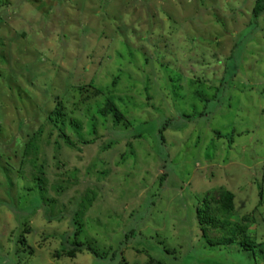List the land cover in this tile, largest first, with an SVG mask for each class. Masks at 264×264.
I'll return each mask as SVG.
<instances>
[{
	"label": "rangeland",
	"instance_id": "1",
	"mask_svg": "<svg viewBox=\"0 0 264 264\" xmlns=\"http://www.w3.org/2000/svg\"><path fill=\"white\" fill-rule=\"evenodd\" d=\"M254 2L0 0V264H264L206 241L225 219L264 247V9L253 21ZM106 98L114 108L103 113ZM58 179L69 184L59 193ZM221 189L233 193L228 218L213 208ZM43 196L50 219L26 208ZM203 201L219 220L205 237ZM25 226L30 253L17 241ZM76 226L81 251L54 257Z\"/></svg>",
	"mask_w": 264,
	"mask_h": 264
},
{
	"label": "trees",
	"instance_id": "2",
	"mask_svg": "<svg viewBox=\"0 0 264 264\" xmlns=\"http://www.w3.org/2000/svg\"><path fill=\"white\" fill-rule=\"evenodd\" d=\"M264 9V0H255L253 7L251 9V19L254 21L258 17V15L263 11ZM113 103L110 101L108 98L105 99L104 104L100 111L103 113L106 111V109H112ZM56 112L59 113L60 109H56ZM184 117L185 115L182 114ZM163 126L160 127V129ZM139 133H136V136H138ZM66 144L71 145L70 142L68 141L67 138H64ZM37 146L34 144V141L30 140L26 143L24 150L27 152L29 149L31 150H36ZM31 151V152H33ZM35 152V151H34ZM37 159V158H36ZM36 159H33V163H35ZM70 178L75 177V169L69 170L66 172ZM73 179L71 183H73ZM57 184H51V187L54 189V192H61L65 190V187L68 186L69 184L63 183L61 179H58ZM66 183H69V181ZM39 188L41 189V184H37ZM219 193L217 194L216 198L213 199L214 206L213 208L217 213H220L221 216L224 217H229L231 212L233 211V193L230 192L229 190H220L218 191ZM92 199V194L84 193L81 194L77 197V199L73 202V208L70 209V218H71V224L74 226L79 225V219L82 217L84 211L86 208L89 206V202ZM211 200V199H210ZM204 206L202 208H197L195 214L196 217L198 218V224H199V229H200V234L202 237H205L204 231L206 225L209 224H214L215 222L219 221L216 219V214L212 212V206L211 204L209 205L207 202H204ZM30 204V203H29ZM54 205V200L52 198H45L44 196L38 199L37 201H33L32 204L29 205L28 208L29 211L33 213L35 209H40L42 211V214L45 218L50 219V212L51 208ZM259 205V203H257ZM256 207V206H255ZM255 207L244 214L241 215V220L242 222H249L251 221L253 211ZM17 210V209H16ZM19 211V210H17ZM58 213V212H57ZM50 214V215H49ZM20 215V214H19ZM16 215V216H19ZM55 217H58V214H56ZM25 218L23 221H21V224L24 223ZM240 222V221H239ZM235 223V222H229V220L222 221L221 228L223 230V234L218 238V239H208L206 238V241L210 244H222V245H230L232 243H237L240 245L241 249L243 251H248L251 256H257L258 254H264V247H261L262 244H255L253 240L249 239L248 234L246 233L245 229V224L243 223ZM26 224V223H25ZM24 224V225H25ZM228 227V228H226ZM27 232L26 226L22 228L21 232L19 233V236L17 238L18 243L23 247V249L27 250V253H30V250L26 248L25 242L23 239V233ZM79 232V227L76 226V228L73 231V237H72V248H60L59 250H56L53 252V256L56 258H60L62 256L65 257H73L76 252H80L81 248L80 246L82 245L79 241L76 240V235ZM87 249L91 252L94 253V250L91 248L87 247ZM96 254V253H94ZM134 264H167L164 263L160 260L153 259L151 256L145 261L141 263H134Z\"/></svg>",
	"mask_w": 264,
	"mask_h": 264
}]
</instances>
